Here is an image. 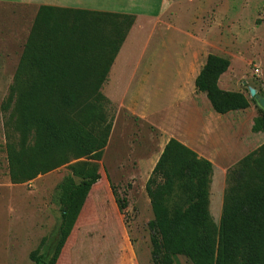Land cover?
Segmentation results:
<instances>
[{"label":"rangeland","instance_id":"374dc122","mask_svg":"<svg viewBox=\"0 0 264 264\" xmlns=\"http://www.w3.org/2000/svg\"><path fill=\"white\" fill-rule=\"evenodd\" d=\"M160 4L123 0L120 8H94L136 21L101 90L112 130L102 160L89 162L101 179L57 264H154L146 184L169 140L212 163L210 212L217 225L228 171L264 144V133L252 131L262 111L248 90L264 98V0H181L157 16ZM10 13L16 9L0 7V21ZM14 16L9 23H21ZM12 44L0 40V264H34L30 255L43 240L47 263L59 239L60 188L72 172L63 166L29 183L10 180L2 105L19 61ZM210 54L230 61L219 86L245 94L248 109L219 115L196 90ZM178 264L190 263L179 257Z\"/></svg>","mask_w":264,"mask_h":264},{"label":"trees","instance_id":"16d2710c","mask_svg":"<svg viewBox=\"0 0 264 264\" xmlns=\"http://www.w3.org/2000/svg\"><path fill=\"white\" fill-rule=\"evenodd\" d=\"M135 21L127 14L38 10L2 105L9 176L20 185L63 166L72 176L60 188L62 217L53 255L43 261V240L30 255L34 264L58 263L101 179L89 163L102 160L112 130L101 90ZM230 65L210 54L195 79L196 90L219 115L250 107L245 94L219 86ZM261 111L252 127L256 134L264 133ZM213 172L211 162L181 142L165 145L146 184L154 264H178L179 257L190 264H264V144L228 171L218 225L210 212Z\"/></svg>","mask_w":264,"mask_h":264},{"label":"crops","instance_id":"0c3cea01","mask_svg":"<svg viewBox=\"0 0 264 264\" xmlns=\"http://www.w3.org/2000/svg\"><path fill=\"white\" fill-rule=\"evenodd\" d=\"M131 1L133 0H130V2ZM176 1L181 0H161L160 12L157 16H161L166 9L171 8ZM122 2L123 0H0V7L16 9V13H10L9 15L4 16L5 19L0 21V40L1 42L6 40L12 42L13 44L11 46L20 49V54H15L20 61L24 46L40 7L50 6L56 8L94 11V8L97 6L120 8L123 6ZM19 8L23 9V12H20ZM12 15L14 20V15H17V18L19 17L21 23H9Z\"/></svg>","mask_w":264,"mask_h":264},{"label":"water","instance_id":"95a60500","mask_svg":"<svg viewBox=\"0 0 264 264\" xmlns=\"http://www.w3.org/2000/svg\"><path fill=\"white\" fill-rule=\"evenodd\" d=\"M250 98L255 100L258 106L264 111V98L257 94V91L251 87L248 88Z\"/></svg>","mask_w":264,"mask_h":264}]
</instances>
